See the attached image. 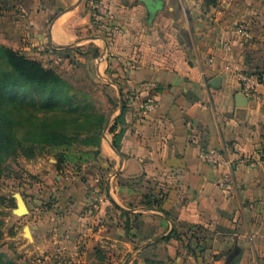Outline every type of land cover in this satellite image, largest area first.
Returning <instances> with one entry per match:
<instances>
[{
  "label": "crops",
  "instance_id": "crops-1",
  "mask_svg": "<svg viewBox=\"0 0 264 264\" xmlns=\"http://www.w3.org/2000/svg\"><path fill=\"white\" fill-rule=\"evenodd\" d=\"M0 38L33 57L89 49L115 89L89 182L99 201L72 200L81 264L102 240L95 264H264V79L260 102L238 99V75L264 78V0H157L151 20L140 0H0ZM213 150L256 163L199 158Z\"/></svg>",
  "mask_w": 264,
  "mask_h": 264
},
{
  "label": "rangeland",
  "instance_id": "rangeland-1",
  "mask_svg": "<svg viewBox=\"0 0 264 264\" xmlns=\"http://www.w3.org/2000/svg\"><path fill=\"white\" fill-rule=\"evenodd\" d=\"M0 44L2 45L1 42ZM47 53L51 56L50 59L46 58ZM91 53L87 49L80 55L82 60L79 61L74 59L79 57L78 53H75L77 57L75 55L58 57V54L49 53L45 47L36 50L34 57L24 56L33 58L43 67L56 72L69 84L70 94L79 101L86 102L94 113L104 116L109 122L118 100L109 79L97 73L95 64L88 60ZM83 57H86V60ZM18 94L35 96V91L25 88L19 90ZM39 114L44 119L51 115L43 110ZM107 122L103 126L97 144L92 139L86 140L87 137L82 134L77 137L78 143L49 145L33 141L25 145L24 151H19L2 164L0 173V260L2 262L81 264L77 212L72 200L78 201L82 196L86 210L94 208L97 203L93 201L91 195L93 192L96 194L98 192L89 186V182L100 170V145L106 134L104 129ZM32 140H35V137ZM72 187H77L79 193H72L70 191ZM16 193L23 198L28 209V213L23 216L14 214ZM24 229L28 230L29 236L25 234ZM104 250L100 247L98 249L100 253L96 254V258L93 257V260L87 258L88 264H95L97 259L99 262H105Z\"/></svg>",
  "mask_w": 264,
  "mask_h": 264
},
{
  "label": "trees",
  "instance_id": "trees-1",
  "mask_svg": "<svg viewBox=\"0 0 264 264\" xmlns=\"http://www.w3.org/2000/svg\"><path fill=\"white\" fill-rule=\"evenodd\" d=\"M25 88L35 91V96H19L18 91ZM69 89V84L52 69L0 44V173L3 163L33 141L49 145L78 143L77 137L82 134L86 140L99 142L107 118L94 113ZM120 100L122 113L125 102L122 97ZM42 110L51 113L49 118L40 116ZM0 264L13 263L0 260Z\"/></svg>",
  "mask_w": 264,
  "mask_h": 264
},
{
  "label": "built area",
  "instance_id": "built-area-1",
  "mask_svg": "<svg viewBox=\"0 0 264 264\" xmlns=\"http://www.w3.org/2000/svg\"><path fill=\"white\" fill-rule=\"evenodd\" d=\"M234 34L243 42H248L252 39L249 26L245 23H238L234 26ZM42 50V49H39ZM264 78L261 74H241L238 75V80L241 84L242 95L248 99L255 102H260L259 95V85L260 81ZM237 155V156H236ZM262 152L259 153V156ZM199 158L207 163L215 165H223L227 168H232L235 165H254L256 161L252 158L245 156H239L238 153L233 150L232 152L226 151H203L199 153ZM229 180L224 181L228 183ZM91 198L93 201H99L98 196L95 192L92 193ZM102 248L106 249L108 247L107 240L101 241Z\"/></svg>",
  "mask_w": 264,
  "mask_h": 264
},
{
  "label": "water",
  "instance_id": "water-1",
  "mask_svg": "<svg viewBox=\"0 0 264 264\" xmlns=\"http://www.w3.org/2000/svg\"><path fill=\"white\" fill-rule=\"evenodd\" d=\"M140 1L142 3L148 5V7H149V18L151 20L154 17V14H155V8H156V5H157V0H140ZM238 97H239L238 98L239 100H240V98L243 99V100H246V98H244V96L242 94H239ZM107 125H108V122L106 123V127H105L104 131L106 130ZM111 148L113 150L112 146H111ZM14 198H15V203H16V209L14 210V214H16L17 216H23V215L27 214L28 213V209H27V206H26L23 198L18 193L14 194ZM24 231L28 232L27 229H24ZM230 258H231V256H229L228 259H230Z\"/></svg>",
  "mask_w": 264,
  "mask_h": 264
},
{
  "label": "bare ground",
  "instance_id": "bare-ground-1",
  "mask_svg": "<svg viewBox=\"0 0 264 264\" xmlns=\"http://www.w3.org/2000/svg\"><path fill=\"white\" fill-rule=\"evenodd\" d=\"M25 234L29 235V233H28V232H25Z\"/></svg>",
  "mask_w": 264,
  "mask_h": 264
}]
</instances>
